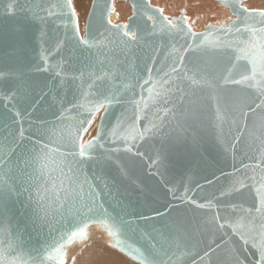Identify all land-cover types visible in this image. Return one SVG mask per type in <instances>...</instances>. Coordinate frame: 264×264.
<instances>
[{"label": "snow or ice", "instance_id": "snow-or-ice-1", "mask_svg": "<svg viewBox=\"0 0 264 264\" xmlns=\"http://www.w3.org/2000/svg\"><path fill=\"white\" fill-rule=\"evenodd\" d=\"M224 3L231 7L236 19L218 27L209 25L201 33L192 30L187 16L170 19L162 8L153 9L150 0H145L134 6L136 19L130 18L129 24L114 25L103 13H90L91 22L81 35L72 0H0V14L21 15L29 21H39L41 26L57 17L65 30L63 39L53 47L46 46L41 32L39 62L18 57L14 66L0 68L2 98L9 103L26 101L32 110L25 109L29 116L53 90L60 103L53 113L55 120L29 119L27 128L16 105L9 108L12 123L19 122L21 126L16 133L9 131L5 142L0 143V206L6 208L12 196L26 193V207L34 224H51L57 218L67 224L59 238L45 249L46 255L26 258L23 252L17 254L22 241L5 227L0 213V264H65V248L85 240L91 223L103 227L111 246L139 264H182V257L190 254L192 245L188 227L179 215L181 209L166 203L162 205L164 210L149 205L148 212L153 215L134 211L133 216L153 222L156 217L178 214L171 227L163 225L169 228L167 233L154 229L161 237L159 242L153 237L147 248L134 246L127 239L126 226L131 221L111 216L105 204L98 203L101 193L98 185L90 181L86 167L103 159L115 163L122 175H128L129 165H134L132 157L143 155L134 151L137 140L153 135L163 138L165 127L172 121L176 122L173 130L178 134H195L209 104L211 125L224 151L231 150L235 159L236 146L243 140L249 149L255 148L253 158L258 162L244 166L251 169V174H233L227 187L206 202L192 199L187 187L179 195L169 187L165 195L205 210L195 231L200 232L202 225L211 237L219 236L207 243L200 255L201 264H245L239 253L249 248L258 256L255 264H264V10H249L239 0ZM157 37L160 45L154 48L151 41ZM165 40L171 45L163 61H158L159 48L164 47ZM69 42L73 45L70 54L78 51L83 58L74 72L69 71L75 68L70 60L55 64L51 60ZM139 49L144 52L136 56V61L143 63V72L137 71L138 64H129V57ZM189 53L195 57L190 58ZM37 73H50L60 87H49L37 79ZM65 87L71 89V100H67V93L61 95ZM118 104L124 105L120 116L106 127ZM97 116L99 131L85 142L83 133ZM256 116L259 121H252ZM142 120L147 121L143 129ZM105 137L113 145L121 142V146L108 148ZM26 140L30 143L25 144ZM124 159L128 164L121 163ZM160 162L159 155L150 158V167ZM246 189L249 194L254 191L251 205L231 203L221 215L220 199L233 194L244 197Z\"/></svg>", "mask_w": 264, "mask_h": 264}, {"label": "water", "instance_id": "water-1", "mask_svg": "<svg viewBox=\"0 0 264 264\" xmlns=\"http://www.w3.org/2000/svg\"><path fill=\"white\" fill-rule=\"evenodd\" d=\"M214 1L218 2L222 7L225 6L230 15L235 17L231 7L226 6L224 0ZM243 1L245 0H239V3ZM48 2L54 3L55 0H48ZM144 2L145 0H129L131 16L126 20V24L130 23V18L136 19L137 10L134 6ZM95 5H99V8L94 7ZM111 8L112 0H92L84 29L86 24L91 22L90 13L96 16L103 13L106 20H109ZM182 16L183 11H180L178 17H172L171 19H178ZM235 19L227 18L226 22L229 23ZM222 23L224 24V22ZM104 26L108 27L106 22ZM208 26H205L203 30L196 33L204 32ZM100 30L103 31V27ZM42 31L44 33L43 38L47 41L46 46L53 47L57 40L63 39L65 30L61 18L57 17L49 18L48 23L41 26L39 21H29L21 15L7 16L0 14V68L5 65L9 67L14 66L18 57L39 62L40 36ZM151 42L154 48H158L160 45L158 37L152 39ZM180 43H183V41H180ZM170 45L171 41H164V47L159 48L158 61H163ZM72 46V42H69L59 52L55 53L51 57L52 63L55 64L61 60H70L75 65V68L69 69V71L74 72L76 68H79L83 58L78 51L70 54ZM143 52V49L136 50L135 55L129 57L130 66H136L138 64L137 71L141 72H143L144 65L136 61V56H142ZM148 54L154 55L151 51ZM189 57H195V54L189 53ZM120 59L123 61L124 57L120 56ZM156 67H159V63ZM36 77L38 80L48 83L49 87L53 84H56L57 88L60 87L57 79L50 73H37ZM64 93H67V100L72 99L71 89L69 87H65L61 95H64ZM137 93H139V89H137ZM3 94L4 89L0 88V143L5 142V136L9 131L16 133L21 126L19 122L12 123L13 114L9 112L12 104H15L16 108L20 110L22 123L25 128H27L29 119L37 120L38 118H43L49 121L55 120L53 113L60 106L59 98L56 96V90H53L52 94L46 100L41 101V105L29 116L28 112H25V109L27 108L29 112L32 110L28 108L26 101H12L9 103V101L2 98ZM123 108V104L114 106L112 118L106 127H110L115 123L116 118L120 116ZM211 114V105L209 104L195 134L188 133L187 136L184 133L178 134V130H173L176 122L172 121L165 127L163 138L160 135H153L151 137L146 136L143 141L137 140L134 145V151L142 153L143 155L132 157L134 165H129L128 175L126 176L121 174L115 163L106 162L103 159L99 162H90L87 165L86 171L89 179L98 185V191L101 193L97 197L98 203H104L111 216L123 217L131 221L130 226H126L128 227L127 239L129 243L144 249L149 246V242L153 237H155L157 242L160 241L161 237L154 229L161 228L167 233L169 228H163V225L167 223L171 227L172 219L178 214L173 212L171 218L156 217L153 222L151 220L145 221L139 216H133L132 213L140 210L148 212L149 205L151 207H160L161 210H164L162 205L166 203L171 207H179L181 209L179 215L188 227V235L191 239L192 246L190 254L182 257V264H201L200 255L203 254L207 243L213 238L219 239V236L211 237L205 233L202 225L200 232L195 231L196 225L202 220L205 210L197 209L194 204L184 203L180 199L174 198L171 194L165 195L169 187L175 188L177 195L187 187L190 189L189 195L192 199L198 202H206L207 198H211L214 195L218 196L220 190L227 187L231 182L233 174L237 176L241 175V173L251 174V169H245L244 166L258 162V160L253 158L256 155L255 148L249 149L243 140L236 146L235 159H233L231 150L228 152L224 151L216 139L215 129L211 125ZM251 119L252 121L258 122L259 116L252 117ZM99 124L100 118L94 137L99 131ZM9 125L10 127H8ZM146 125L147 121L142 120L141 129ZM242 126L243 122L241 121ZM193 135H195V140H193ZM233 135H235V132H233ZM105 140L107 141L106 146L108 148L121 146V142L119 141L116 145H113L107 137H105ZM229 140H231V137H229ZM28 143L30 141L26 140L25 144ZM119 155L122 156L123 154L121 153ZM157 155H159L161 162L150 167V158L156 159ZM121 163L128 164V160L124 159ZM208 180H212L213 183L209 184ZM200 185H203V187H200ZM253 196L254 191L249 194L246 189L244 197L236 194L222 197L219 201L221 204V215L224 214L225 206L228 204L242 202L245 206L251 205ZM26 203L27 194L24 193L19 197L12 196L7 202L6 208L0 206V213H3L5 218V227L10 228L14 235L18 234L19 239L22 241V247L17 250V254L23 252L26 258L35 257L40 253L46 255L45 249L49 247L53 240L59 238L61 232L66 230L67 224L59 218L53 220L51 224H34L31 220L30 210L26 207ZM148 214L153 215L150 212ZM117 222L120 223L121 221L118 220ZM91 225L95 229L104 232L108 237L109 246L112 247L107 231L98 223H91L89 226ZM149 233H151V236H149ZM87 238L88 231L85 240L77 241L73 244L80 245ZM73 244L64 250L65 261L66 252ZM112 248L129 260L139 264L138 261L134 260L127 253L121 252L114 247ZM239 254L241 259L245 261V264H255V261L258 259L255 250L251 248L247 251L242 249ZM213 258L215 259V253H213ZM45 264H56V261H45Z\"/></svg>", "mask_w": 264, "mask_h": 264}, {"label": "bare ground", "instance_id": "bare-ground-1", "mask_svg": "<svg viewBox=\"0 0 264 264\" xmlns=\"http://www.w3.org/2000/svg\"><path fill=\"white\" fill-rule=\"evenodd\" d=\"M74 3L78 9L77 17L80 34L84 35V21L88 12V6L81 13L76 0H74ZM150 4L153 8H162L164 15L170 19L178 17L179 12L183 11V16H187L188 23L194 32L203 30L207 25L220 26L221 22L227 24V18L234 19L232 16H229L230 13L225 6H220L214 0H150ZM240 4L249 10H264V0H245ZM130 16L131 8L129 0H112V8L109 15V20H111L112 24L124 25ZM99 118L98 116L96 120L99 121ZM96 120L88 128L87 133L89 137H92L96 133L98 124ZM87 231L88 238L86 241L80 245L73 244L68 248L65 264H134L109 246L108 237L103 231L95 229L93 225L89 226Z\"/></svg>", "mask_w": 264, "mask_h": 264}, {"label": "rangeland", "instance_id": "rangeland-1", "mask_svg": "<svg viewBox=\"0 0 264 264\" xmlns=\"http://www.w3.org/2000/svg\"><path fill=\"white\" fill-rule=\"evenodd\" d=\"M76 2H77V4L79 5V8L81 9V13H83V11H84V8L86 9V7L88 6V12H89V9H90V5H91V2H92V0H76ZM72 6H73V8L75 9V11H76V14H77V12H78V9L76 8V6H75V3H74V0H72ZM227 10V9H226ZM88 12L86 13V18H87V15H88ZM230 17H231V15H229ZM233 18L235 19V17L233 16ZM77 19H78V17H77ZM85 21H86V19H85ZM85 21H84V25H85ZM98 117V116H97ZM96 121H98V120H96ZM98 123V122H97ZM88 132V131H87ZM87 132H85L84 134H83V139H84V137H85V142L86 141H88L89 139H91L92 137H94V135H95V133H94V135L92 136V137H89V135H88V133ZM113 249V248H112ZM115 251V250H114ZM122 255V254H121ZM123 256V255H122ZM124 258H125V256H123ZM125 259H127V260H129L127 257L125 258ZM130 262H132V263H134V264H138V263H135V262H133V261H131V260H129Z\"/></svg>", "mask_w": 264, "mask_h": 264}]
</instances>
